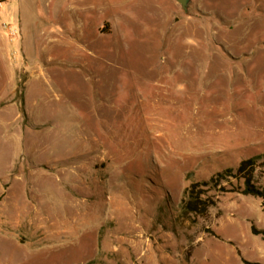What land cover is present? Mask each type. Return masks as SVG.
Listing matches in <instances>:
<instances>
[{"label":"rangeland","instance_id":"374dc122","mask_svg":"<svg viewBox=\"0 0 264 264\" xmlns=\"http://www.w3.org/2000/svg\"><path fill=\"white\" fill-rule=\"evenodd\" d=\"M143 6H154L142 12ZM264 0H0V264H264Z\"/></svg>","mask_w":264,"mask_h":264},{"label":"trees","instance_id":"16d2710c","mask_svg":"<svg viewBox=\"0 0 264 264\" xmlns=\"http://www.w3.org/2000/svg\"><path fill=\"white\" fill-rule=\"evenodd\" d=\"M261 157H254L243 160L236 170L227 169L216 176L212 177L207 182H193L184 193L181 201L182 216H201L207 215L209 208L214 205L211 198L207 197L208 190L204 188L218 187L224 181H229L230 178L237 179L242 183L241 187L236 188V191L245 195L261 199L264 204V187H260L256 183V172L259 168L258 160ZM252 233L256 236H263L264 231L252 227ZM245 264H259L244 261Z\"/></svg>","mask_w":264,"mask_h":264},{"label":"water","instance_id":"95a60500","mask_svg":"<svg viewBox=\"0 0 264 264\" xmlns=\"http://www.w3.org/2000/svg\"><path fill=\"white\" fill-rule=\"evenodd\" d=\"M177 2L182 6L185 11H187L190 0H177Z\"/></svg>","mask_w":264,"mask_h":264},{"label":"bare ground","instance_id":"6f19581e","mask_svg":"<svg viewBox=\"0 0 264 264\" xmlns=\"http://www.w3.org/2000/svg\"><path fill=\"white\" fill-rule=\"evenodd\" d=\"M154 6H152V7H150L149 5H145V6H143L142 4H141V8H142V12H145L146 10H150V9H152Z\"/></svg>","mask_w":264,"mask_h":264}]
</instances>
